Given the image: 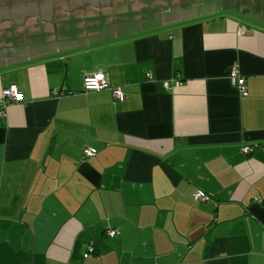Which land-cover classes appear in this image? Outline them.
Listing matches in <instances>:
<instances>
[{
    "label": "crops",
    "instance_id": "obj_1",
    "mask_svg": "<svg viewBox=\"0 0 264 264\" xmlns=\"http://www.w3.org/2000/svg\"><path fill=\"white\" fill-rule=\"evenodd\" d=\"M229 10L0 66V264H264V30Z\"/></svg>",
    "mask_w": 264,
    "mask_h": 264
},
{
    "label": "water",
    "instance_id": "obj_2",
    "mask_svg": "<svg viewBox=\"0 0 264 264\" xmlns=\"http://www.w3.org/2000/svg\"><path fill=\"white\" fill-rule=\"evenodd\" d=\"M221 8L264 23V0H0V66Z\"/></svg>",
    "mask_w": 264,
    "mask_h": 264
},
{
    "label": "built area",
    "instance_id": "obj_3",
    "mask_svg": "<svg viewBox=\"0 0 264 264\" xmlns=\"http://www.w3.org/2000/svg\"><path fill=\"white\" fill-rule=\"evenodd\" d=\"M248 30L246 28H240L239 34L242 35L246 33ZM151 77V76H149ZM231 82L233 85L238 86L240 89L246 91V85H245V79L241 76H236L234 73L231 78ZM176 83L177 86H182L184 83L182 81L177 80L176 78ZM85 85L86 89L88 90H95V91H101V90H106L109 88V83L105 78V75L103 73H97L95 75H90L85 78ZM164 86L167 89H171L173 87V82L172 81H165ZM113 95L117 99H124V94L121 92L120 89H111ZM56 92V91H55ZM22 99L21 94H19L16 90V87H8L3 91L2 98L0 99L1 103V110H0V118H2L5 115V110L3 109L4 106L6 105L7 102H20ZM244 151H248V148H245ZM97 154V150L93 148H85L83 150V156L88 158V157H93ZM194 199L195 202H206L210 199V195H208L204 191H197L194 193ZM108 235L113 237L117 235V231L111 230L108 232ZM95 249L94 247H90L88 249V252L86 253L85 257H88L90 254L94 253Z\"/></svg>",
    "mask_w": 264,
    "mask_h": 264
},
{
    "label": "rangeland",
    "instance_id": "obj_4",
    "mask_svg": "<svg viewBox=\"0 0 264 264\" xmlns=\"http://www.w3.org/2000/svg\"><path fill=\"white\" fill-rule=\"evenodd\" d=\"M227 13H229V14H233L234 13V11L231 9V10H229V11H227ZM244 22L247 24V25H249V26H251V27H255V28H258V29H261V30H264V23L263 22H261V21H258V20H256V19H254V18H251V17H246L245 15H244ZM241 21H243V19H240ZM88 77V76H87ZM165 82V81H164ZM10 87H12V86H10ZM85 87H86V85H85ZM16 90H17V92L19 93V94H21L20 92H19V90L16 88ZM88 90V89H87ZM52 95L53 96H59V92H52ZM21 96H22V94H21ZM23 100V97H22V99L20 100V102ZM6 116V112H5V115L2 117V118H4ZM87 258V257H86Z\"/></svg>",
    "mask_w": 264,
    "mask_h": 264
},
{
    "label": "flooded vegetation",
    "instance_id": "obj_5",
    "mask_svg": "<svg viewBox=\"0 0 264 264\" xmlns=\"http://www.w3.org/2000/svg\"><path fill=\"white\" fill-rule=\"evenodd\" d=\"M257 8L259 7V6H256ZM55 10H57V9H55ZM57 13V11L55 12V14ZM49 13H47V15H48ZM54 14V10L52 11V14H51V18L54 16L53 15ZM31 17L30 16H24V19H23V17H18L14 22H3V23H7V24H11L12 26H14L15 28L17 27V28H19L20 26L21 27H24V24L26 23V21L28 20V19H30ZM45 19H48L49 18V16L48 17H44ZM23 19V20H22ZM20 20H22L21 22H20ZM1 23V22H0Z\"/></svg>",
    "mask_w": 264,
    "mask_h": 264
},
{
    "label": "trees",
    "instance_id": "obj_6",
    "mask_svg": "<svg viewBox=\"0 0 264 264\" xmlns=\"http://www.w3.org/2000/svg\"><path fill=\"white\" fill-rule=\"evenodd\" d=\"M193 200H195V199H194V193H193ZM197 203H199V202H197ZM109 231H111V230H109ZM109 231H108V232H109ZM108 232H107V233H108ZM108 236H109V235H108Z\"/></svg>",
    "mask_w": 264,
    "mask_h": 264
}]
</instances>
